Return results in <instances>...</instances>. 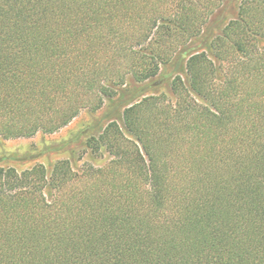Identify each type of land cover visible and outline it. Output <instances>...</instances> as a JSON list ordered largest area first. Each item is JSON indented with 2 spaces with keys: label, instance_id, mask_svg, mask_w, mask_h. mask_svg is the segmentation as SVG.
Listing matches in <instances>:
<instances>
[{
  "label": "trees",
  "instance_id": "1",
  "mask_svg": "<svg viewBox=\"0 0 264 264\" xmlns=\"http://www.w3.org/2000/svg\"><path fill=\"white\" fill-rule=\"evenodd\" d=\"M106 103L102 166L0 168V264H264V0H0V138Z\"/></svg>",
  "mask_w": 264,
  "mask_h": 264
},
{
  "label": "rangeland",
  "instance_id": "2",
  "mask_svg": "<svg viewBox=\"0 0 264 264\" xmlns=\"http://www.w3.org/2000/svg\"><path fill=\"white\" fill-rule=\"evenodd\" d=\"M108 106L109 103H106L94 113L82 111L69 125L51 135L37 133L30 138H0V168L23 171L41 165L50 172L52 165L61 160L69 161L75 170L85 164L102 166L107 157L91 154L85 142L90 135L96 134L100 125L112 118H109Z\"/></svg>",
  "mask_w": 264,
  "mask_h": 264
}]
</instances>
